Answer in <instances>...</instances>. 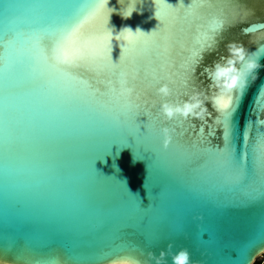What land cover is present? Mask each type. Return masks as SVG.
<instances>
[{
  "label": "water",
  "instance_id": "95a60500",
  "mask_svg": "<svg viewBox=\"0 0 264 264\" xmlns=\"http://www.w3.org/2000/svg\"><path fill=\"white\" fill-rule=\"evenodd\" d=\"M166 2L179 10L191 0ZM167 3L0 0V261L106 264L109 257L132 255L138 264H156L148 252L159 256L169 244L172 253L188 249L191 264H255L264 255V243L252 244L264 233V126L257 123L264 120V49L257 53L258 45L243 34L247 23L224 31L196 67L187 98L195 90L217 95L204 70L227 55L231 41L243 43L261 65L219 120L209 102L213 115L194 121V131L202 126L200 136L217 144L195 151L177 144L178 133L163 149L166 125L153 114L160 103L148 117H137L138 131L135 107L119 103L118 90L108 84L128 66L104 63L95 75L69 74L51 62L52 44H40L60 39L88 6L99 4L98 18L85 28L88 43L98 46L96 34L107 20L117 62L125 43L121 30L151 33L160 23L156 9H170ZM218 7L264 21V0H219ZM196 30L190 19H175L168 43L136 70L154 72L169 57L179 67L197 42ZM127 227L133 229L125 251L120 237ZM166 259L172 264L171 255Z\"/></svg>",
  "mask_w": 264,
  "mask_h": 264
},
{
  "label": "snow or ice",
  "instance_id": "6c2138e0",
  "mask_svg": "<svg viewBox=\"0 0 264 264\" xmlns=\"http://www.w3.org/2000/svg\"><path fill=\"white\" fill-rule=\"evenodd\" d=\"M183 3V0H180ZM165 3L166 0H165ZM169 4V3H167ZM219 0H191L188 6L177 10L176 6L172 7L164 12H160L156 9V17L160 21L157 28L151 33H132L124 31V35L119 37L120 41H124L122 44V51L117 62H113L112 52V37L110 35L111 30L107 27V20L102 21L103 32L96 34L98 46L93 48L89 46V36L85 32L86 26L97 17L98 5L88 6L80 19L63 34L60 39L55 37L50 42L48 39H41L40 44L43 47H48L51 43L54 47L53 55L50 57L51 62L57 66L60 70L66 73H79L87 72L93 75L96 74V70L104 63H111L117 66H128L129 71L125 72L119 80H108V84L113 90H118V102L125 107L132 105L135 107L136 116L135 121L138 125V131L140 133V125L137 123V117L145 115L148 117V113H153V109L157 103H162L164 97L157 94V89L162 85H167L172 90V95L175 96L176 103H182L179 97L187 98L189 91L195 89L196 86V67L200 63L203 54L215 47L218 43V38L227 29L234 27L238 24L247 23V27L242 29L243 34L250 37V41L260 39L255 42L258 45L257 53L261 49H264V21L254 22L249 21L247 18L240 19L239 14H232L223 8L218 7ZM133 12V11H132ZM129 12L127 15L131 14ZM183 17L184 19H190L196 25L197 42L190 50L188 57L185 61L177 67L171 58L164 59V63L160 69L147 74H142L137 71V67L144 62V57L153 50L160 49L165 46L169 41V34L173 29V21L175 19ZM255 25H260L256 31H250ZM107 35L108 38L104 39ZM150 37H155L151 38ZM160 37H163L162 39ZM111 50V51H110ZM192 57V59H189ZM159 62V61H158ZM154 62V63H158ZM242 67V65H240ZM98 92L101 89H97ZM168 97V98H170ZM214 104L217 109L215 113L216 121L221 118V114L231 109L233 103L237 98L241 97L239 92L234 90L230 94V100L226 107H220L221 97L214 96ZM159 113V112H158ZM158 113L160 123L166 125L169 128L175 129V133H178L177 144L181 145L188 151H195L201 147L212 146L217 144L212 143L210 138L200 136V132H204V128L201 126L199 131L196 129V124L193 121L186 120L184 118L180 120L173 119L171 121H164ZM123 113L121 117L123 118ZM213 113H210V116ZM259 125L264 126V120H258ZM187 125V127H186ZM165 127V126H164ZM192 135H189V132ZM145 132V131H144ZM223 136V130H221ZM173 142L164 145V137L162 139V147L165 151L169 149ZM243 159V158H242ZM131 227L122 229L123 235L120 237V244L124 245L122 250L127 251L126 237ZM264 243V233H259L254 238L252 244ZM264 250V249H262ZM106 264H138L135 256L129 255L118 261H113L112 257H109Z\"/></svg>",
  "mask_w": 264,
  "mask_h": 264
},
{
  "label": "clouds",
  "instance_id": "9594fccd",
  "mask_svg": "<svg viewBox=\"0 0 264 264\" xmlns=\"http://www.w3.org/2000/svg\"><path fill=\"white\" fill-rule=\"evenodd\" d=\"M131 14L125 16L128 18ZM122 31L132 33L141 32L143 30L137 28L135 32L131 28H124ZM147 34V33H146ZM222 35V34H221ZM260 37H257L253 42H257ZM215 47H213L214 50ZM227 55L221 57L220 61L215 62L212 66L206 67L204 72L210 81L209 88L214 87L217 90V95L221 97L220 107H226L230 100V94L236 90L242 96L244 90L248 86V78H256L258 69L261 67L258 57L252 59L250 57L256 54H249L243 43L231 41L226 45ZM242 65V67H240ZM157 94L165 99L160 104L159 115L164 121H171L178 116L191 121H205L210 118L208 108L209 102H214L215 97L209 98L205 91L195 90L182 103L167 99L172 95V90L167 85H162L157 89ZM164 137L165 147L172 141L175 129L167 126L161 128ZM173 245H168V250H161L160 255L156 256L153 252H148V256L156 261V264H167L166 257L171 255L172 264H191L190 253L188 249L181 248L179 251L172 253ZM0 264H6L0 261Z\"/></svg>",
  "mask_w": 264,
  "mask_h": 264
},
{
  "label": "rangeland",
  "instance_id": "374dc122",
  "mask_svg": "<svg viewBox=\"0 0 264 264\" xmlns=\"http://www.w3.org/2000/svg\"><path fill=\"white\" fill-rule=\"evenodd\" d=\"M255 264H264V255L258 257L255 261Z\"/></svg>",
  "mask_w": 264,
  "mask_h": 264
}]
</instances>
